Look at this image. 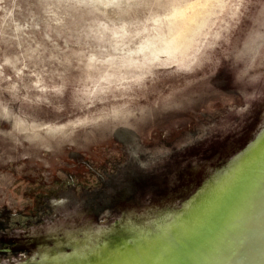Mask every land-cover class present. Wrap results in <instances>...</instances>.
I'll list each match as a JSON object with an SVG mask.
<instances>
[{"label":"water","instance_id":"obj_1","mask_svg":"<svg viewBox=\"0 0 264 264\" xmlns=\"http://www.w3.org/2000/svg\"><path fill=\"white\" fill-rule=\"evenodd\" d=\"M0 264H264V57L101 137L0 116Z\"/></svg>","mask_w":264,"mask_h":264},{"label":"rangeland","instance_id":"obj_2","mask_svg":"<svg viewBox=\"0 0 264 264\" xmlns=\"http://www.w3.org/2000/svg\"><path fill=\"white\" fill-rule=\"evenodd\" d=\"M263 57L264 0H0V116L101 137Z\"/></svg>","mask_w":264,"mask_h":264},{"label":"bare ground","instance_id":"obj_3","mask_svg":"<svg viewBox=\"0 0 264 264\" xmlns=\"http://www.w3.org/2000/svg\"><path fill=\"white\" fill-rule=\"evenodd\" d=\"M171 16L173 19L175 18L177 23L181 24V28H184L185 26H187V24L189 23V21L193 17L192 7L189 5L188 7L184 8L183 10H178V12H173L171 14Z\"/></svg>","mask_w":264,"mask_h":264}]
</instances>
